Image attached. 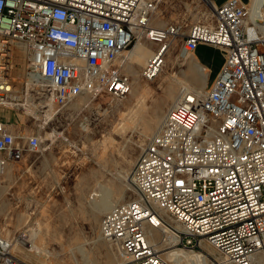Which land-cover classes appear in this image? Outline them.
Instances as JSON below:
<instances>
[{
  "label": "built area",
  "instance_id": "2783aa9c",
  "mask_svg": "<svg viewBox=\"0 0 264 264\" xmlns=\"http://www.w3.org/2000/svg\"><path fill=\"white\" fill-rule=\"evenodd\" d=\"M155 10V0H0V105L19 102L18 66L40 74L38 94L61 107L126 97L120 57L140 40L156 46L141 69L145 81L160 74L177 40L185 54L200 44L220 49L214 81L202 95L180 92L131 169L134 198L104 213L100 234L117 246L120 264H264V34L246 29L241 0L215 6L209 22L185 32L179 23L153 27ZM17 140L29 151L39 146L37 136L16 137L0 123V174L21 159ZM165 227L176 241L162 250L147 229ZM171 248L202 259L172 262ZM0 264H20L1 235Z\"/></svg>",
  "mask_w": 264,
  "mask_h": 264
},
{
  "label": "rangeland",
  "instance_id": "374dc122",
  "mask_svg": "<svg viewBox=\"0 0 264 264\" xmlns=\"http://www.w3.org/2000/svg\"><path fill=\"white\" fill-rule=\"evenodd\" d=\"M207 1L216 6L214 3L222 0H155L151 25L179 23L185 32L193 24L207 23L213 12ZM244 2L249 8L250 0ZM140 42L151 47L152 56L156 46L145 39L129 51ZM180 53L177 40L167 53L160 74L152 81H145L140 74L151 56L136 66L135 74L123 67L131 81L130 93L124 98L82 97L65 106L54 105V110L46 105L48 102L40 97L37 88L26 84L25 67H17L22 77L16 81L18 103L25 104L28 110L17 106L7 112L18 113L26 136L39 139L36 151H26L10 170L0 175V235L15 246L12 255L20 264L123 261L117 246L99 236L101 218L107 211L97 220L93 215L99 212L98 202H105L107 209L108 204L119 205L134 198L130 172L171 107L168 90L176 91V95L182 90L197 92L193 78L206 80L204 90L214 81V75L195 54L191 56L200 66L190 69ZM214 63L216 68L220 66L219 57ZM162 105L164 110L153 125ZM203 248L214 252L207 245ZM177 252L181 256L193 253L180 249Z\"/></svg>",
  "mask_w": 264,
  "mask_h": 264
},
{
  "label": "bare ground",
  "instance_id": "6f19581e",
  "mask_svg": "<svg viewBox=\"0 0 264 264\" xmlns=\"http://www.w3.org/2000/svg\"><path fill=\"white\" fill-rule=\"evenodd\" d=\"M207 4H208L209 8L211 9V11H213V9H214L215 6H212L211 3H210V1H207ZM249 10H250V17H249V20H248V24L246 26V29L248 31H251V27H252L251 25H255V26H258L259 29H260V31H261V33L264 34V0H250V2H249ZM150 54H151V47L150 46H147L146 44L140 42V43H138V45L136 46V48L134 50L132 49L130 51L127 50V51L123 52L122 55H121V57H120V62L121 61L124 62V67H125L126 70H128V72H130L132 74H135L136 73V69H135L136 66L137 67L138 66L140 67L143 64V62H145L151 56ZM180 56L183 58V62L186 63V64H188V66H189L190 69H192L194 66H198V67L200 66L199 63L196 62L192 58L191 54H185L184 52L181 51ZM147 61H146V63H147ZM17 70H18V68L15 69L13 72L14 73H17ZM24 71H25L24 72L25 74L23 75V78H25V81H26V84L27 85H32V86L34 85L33 87H35L37 85L38 86H41L43 84V80L41 79L40 74L34 72V69L27 70V71L25 69ZM12 75H13V73H12ZM17 75H18V73H17ZM21 78L22 77H21V75L19 73L18 77H16V80H20ZM192 80H193V84L195 85V88L197 90V92H196L197 95H202V93L204 92V88L206 86V82H205L206 80L204 81L201 78H193ZM180 97H181L180 94L179 95H176V91H174L172 89L168 90V100L172 102L171 103V107L174 106L178 102V99ZM14 99L16 100V97H14ZM46 102L47 101L45 100V103ZM46 105L51 106L52 107V110H54V108H53L54 105H52L50 103H46ZM7 106H12V107H14V106H16V107L17 106H24L25 109L28 110V108L26 107L25 104H20L18 102H14V103L13 102H10V104H8ZM163 110H164V106L162 105L161 108L157 111V113L155 115L156 120L154 121L153 125H156V123L158 122V119L160 118V115L163 112ZM133 149H134V147H133ZM98 203L100 204V207L97 208V209H99V212L98 211L97 212L95 211L94 212V215H93V218L94 219L96 218V220L98 219V217L100 216V214L102 212H106L109 209H111L112 207L116 206V203L113 204V205H111V206L108 204L109 208L106 209L107 206L105 205V202H103V203L102 202H98ZM99 204H97V205H99ZM93 207H95V206H93ZM175 225H176V223H175ZM147 232L150 233V236L148 235L149 236V239H150V242H154L156 244V246H157L158 249L160 248V249L163 250L169 244H172V242L174 243L176 241V239L174 238V236L172 235V233L170 232V230H169L168 227H165V228L159 229V230H152L151 228H148L147 229ZM99 236H101L100 231H99ZM20 243H22V242L20 241ZM14 249H15V246L11 245V243H10V253H11V255H12V250H14ZM178 249L184 250V249H181V248H171L167 252H164V254L167 257V259H169L172 262H178V261H180V258L181 257L182 258L185 257L187 259H190V258L191 259H195L197 257H200V255H198V253H188L186 256H181L177 252ZM12 257L14 258L13 255H12ZM200 259H202V257H200Z\"/></svg>",
  "mask_w": 264,
  "mask_h": 264
},
{
  "label": "crops",
  "instance_id": "0c3cea01",
  "mask_svg": "<svg viewBox=\"0 0 264 264\" xmlns=\"http://www.w3.org/2000/svg\"><path fill=\"white\" fill-rule=\"evenodd\" d=\"M225 1L226 0L217 1L214 4L216 6H219L222 3H224ZM241 2L247 6V4L244 2V0H241ZM211 5L214 6L212 3H211ZM169 24H167V25H169ZM171 24H175V23H171ZM167 25H165V26H167ZM159 28H162V27H159ZM194 54H195L196 59L199 61V63L201 65H204L208 69L209 74L214 75V77H216V75L220 71L221 66L223 64V61H224L223 51H221V50L218 51V50H215L213 48L206 47L203 44H200V45H198L196 51L193 52V55ZM217 57H219V59L221 60V64H220V66H218L216 68V65L214 63V59ZM13 75H14V72H13ZM14 79L16 80L15 77H14ZM16 81H18V80H16ZM16 84L18 86L19 82H16ZM15 108H16V106L12 107V106H7V105H2V106L0 105V123H2V125L6 128V130L8 132H10L11 134H13L14 136L26 137V134H25L26 132L24 131L23 127H21V124H20V121H21L20 115L16 112H7V111L15 110ZM16 145L23 149L22 150V156L26 151H29L26 148L25 140H17ZM3 157H4V155L2 153H0V159H2ZM18 161H8L6 163L4 172H6L10 166L14 165ZM0 175H2V174H0Z\"/></svg>",
  "mask_w": 264,
  "mask_h": 264
}]
</instances>
